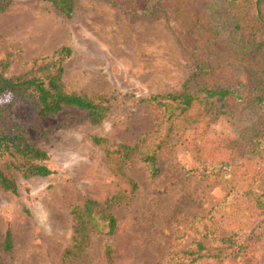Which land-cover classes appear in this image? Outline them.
Listing matches in <instances>:
<instances>
[{"label": "rangeland", "instance_id": "1", "mask_svg": "<svg viewBox=\"0 0 264 264\" xmlns=\"http://www.w3.org/2000/svg\"><path fill=\"white\" fill-rule=\"evenodd\" d=\"M157 1L145 12L130 13L112 0H74L67 16L50 1L10 0L0 12V71L8 60L6 75L25 73L70 47L72 54L63 62L66 91L104 99L111 107L95 123L72 106L44 117L24 103L15 106L10 119L20 124L29 142L48 153L46 163L54 173L17 176L16 192L0 189V264H179L174 254L195 247L196 227L212 209L222 228L207 246H218L222 234L254 223L252 204L230 193L223 176H201L185 145L168 144L157 157L158 175L152 176L138 159L126 167L138 188L110 207L118 221L116 233H93L83 252L66 254L73 207L87 199L107 203L118 189L105 149L93 138L106 137L111 145L133 143L154 131L159 111L142 99L181 91L196 72V57L173 30V14L156 8ZM148 2L134 0L137 8ZM9 99L0 97V103ZM229 131L225 121L213 125L207 144L221 143ZM252 189L264 190V174ZM8 231L11 250L4 248ZM107 243L114 250L112 261L106 257ZM191 264L247 263L227 256Z\"/></svg>", "mask_w": 264, "mask_h": 264}, {"label": "trees", "instance_id": "2", "mask_svg": "<svg viewBox=\"0 0 264 264\" xmlns=\"http://www.w3.org/2000/svg\"><path fill=\"white\" fill-rule=\"evenodd\" d=\"M46 1L67 16L73 12L74 0ZM112 1L130 13L145 12L153 3L150 0L145 7L137 8L134 0ZM157 2L156 8L173 14V30L196 57V72L181 91L151 94L142 99L159 111L160 119L154 131L133 143L111 145L106 137L93 138L95 144L105 149L118 189L107 203L87 199L73 207L72 243L66 254L83 252L93 233L107 237L116 233L118 221L110 207L138 188L126 167L138 159L150 167L152 176L158 175V154L171 144L185 145L194 169L201 176H223L230 193L241 195L252 204L250 217L255 218L254 223L245 224L247 230L233 228L221 235L220 245L207 246L205 242L222 228L212 209L196 227L195 247L175 253L174 260L191 264L204 258L231 256L241 257L247 264H264V190L252 189L255 180L264 174V39L261 37L264 0ZM9 3L10 0H0V12ZM71 54L70 47H62L56 58L10 76L6 75L10 61L2 62L0 97L10 99L0 103V189L16 192L17 176L29 179L54 173L46 163L48 153L29 142L20 124L10 119L18 103L29 105L37 117L56 115L72 106L100 123L109 113L111 107L104 99L66 91L63 62ZM222 121L232 131L225 133L221 143L208 145L209 131ZM4 248H13L10 231ZM105 253L112 261L114 250L110 243L106 244Z\"/></svg>", "mask_w": 264, "mask_h": 264}]
</instances>
